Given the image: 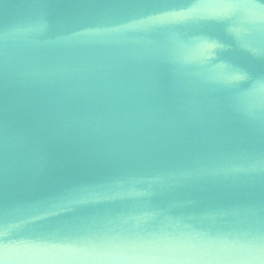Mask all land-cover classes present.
I'll list each match as a JSON object with an SVG mask.
<instances>
[{
	"label": "water",
	"instance_id": "95a60500",
	"mask_svg": "<svg viewBox=\"0 0 264 264\" xmlns=\"http://www.w3.org/2000/svg\"><path fill=\"white\" fill-rule=\"evenodd\" d=\"M0 264H264V0H0Z\"/></svg>",
	"mask_w": 264,
	"mask_h": 264
}]
</instances>
